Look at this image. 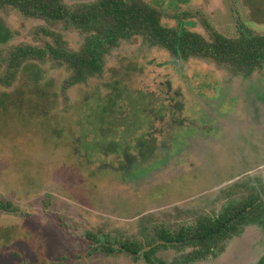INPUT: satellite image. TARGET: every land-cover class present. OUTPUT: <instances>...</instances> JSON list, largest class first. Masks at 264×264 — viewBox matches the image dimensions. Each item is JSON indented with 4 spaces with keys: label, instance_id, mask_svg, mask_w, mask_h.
I'll list each match as a JSON object with an SVG mask.
<instances>
[{
    "label": "rangeland",
    "instance_id": "rangeland-1",
    "mask_svg": "<svg viewBox=\"0 0 264 264\" xmlns=\"http://www.w3.org/2000/svg\"><path fill=\"white\" fill-rule=\"evenodd\" d=\"M96 0H64L67 5ZM162 24L209 39L264 35V0H142ZM59 34L72 51L84 37L59 24L0 10V78L18 47L42 48ZM71 72L53 60L26 61L0 83V264H146L126 254H88L90 232L150 242L217 213L264 185V67L240 76L207 59L182 61L140 37L121 41L101 76L65 88ZM264 224L195 264H256ZM181 254L157 253L172 264Z\"/></svg>",
    "mask_w": 264,
    "mask_h": 264
},
{
    "label": "trees",
    "instance_id": "trees-1",
    "mask_svg": "<svg viewBox=\"0 0 264 264\" xmlns=\"http://www.w3.org/2000/svg\"><path fill=\"white\" fill-rule=\"evenodd\" d=\"M10 8L25 18L59 24L84 37L78 51L68 48L59 34H51L52 43L44 47H18L8 59L6 73L0 78L4 86L11 85L26 61L48 59L64 64L71 75L64 87L70 88L87 79L101 76L104 61L121 41L140 37L152 47L162 48L182 61L207 59L240 76H249L264 67V35L238 25L237 36L225 37L209 29V39L182 28L162 24L161 13L142 0H96L67 5L64 0H0V10ZM0 212L17 214L19 208L11 201L0 199ZM253 224H264V185L239 198H230L213 214H203L191 222L174 228L154 226L153 236L146 245L131 240L115 241L108 236L90 232L88 254L107 256L126 254L146 264H165L157 253L172 249L181 255L172 264H195L221 255L226 244ZM256 264H264V254Z\"/></svg>",
    "mask_w": 264,
    "mask_h": 264
}]
</instances>
